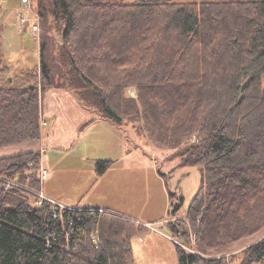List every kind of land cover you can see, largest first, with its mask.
<instances>
[{"label": "trees", "instance_id": "16d2710c", "mask_svg": "<svg viewBox=\"0 0 264 264\" xmlns=\"http://www.w3.org/2000/svg\"><path fill=\"white\" fill-rule=\"evenodd\" d=\"M36 1L45 31L39 72L27 71L35 82L5 83L0 26V147L39 140L43 95L65 87L117 127L127 116L143 120L139 129L152 142L174 149L181 166H198L186 218L167 223L180 239L178 264H226L206 255L264 234V0ZM55 23L59 72L45 39ZM114 162L98 158V174ZM41 169L40 150L0 157V264L134 263L132 240L150 228L111 211L54 217L57 204L39 196ZM183 204L181 197L172 213ZM232 259L264 264V236Z\"/></svg>", "mask_w": 264, "mask_h": 264}, {"label": "rangeland", "instance_id": "374dc122", "mask_svg": "<svg viewBox=\"0 0 264 264\" xmlns=\"http://www.w3.org/2000/svg\"><path fill=\"white\" fill-rule=\"evenodd\" d=\"M19 0H2L0 14L3 15L0 23L5 27L2 33L4 64L9 66L7 72V84L12 81L13 86H25L24 77H30L29 80L35 82L34 76H29L22 71H28L31 68L39 69L40 65V47L42 36L45 29L43 23L37 14L36 0H33L32 10L34 11L31 21L28 24H20V9L17 7ZM26 4L30 0H22ZM123 3H134L137 0H119ZM175 2H202L209 0H173ZM5 2V3H4ZM12 13L10 18L6 16ZM31 9L24 8L23 16L29 17ZM52 19V17H50ZM54 22V20H51ZM38 24V30H33L36 41L33 39L29 26ZM49 22L47 23V27ZM55 28V29H54ZM53 30L46 33L45 39L48 43V57L52 60L53 70L59 72L62 70V57L60 54L63 45L60 28L54 24ZM39 40V43H38ZM40 45V46H39ZM12 71V72H10ZM19 75V76H16ZM21 77V78H20ZM9 78V79H8ZM129 97L136 99L138 91L136 86H129L126 89ZM92 118L100 117L96 107L91 108ZM130 113H134L130 109ZM127 115V114H126ZM42 124V121H41ZM143 120L134 121L129 116L126 117L121 126H118L123 136H125L130 152L124 156L117 167H123L122 176L116 175L110 171L102 179L96 169L98 158H108V150L114 148L116 154L121 149L117 148L118 144L112 140L117 137L114 132L106 126L98 127L96 132H91V140L87 139L79 145V150L75 152H65L60 150H50L44 152L41 138L35 141H25L22 143L11 144L0 147V157L12 156L19 153L40 150L43 155H48V169L50 171L49 179L45 181L46 190H53L54 195H59L63 201L74 205L100 206L107 209H113L118 213H125L132 216L137 221H143L148 215L159 214L160 220L167 219L166 223L176 221L180 218H186L188 207L199 190L201 175L198 166H181L180 157L174 156V149L165 146H157L143 132L140 131ZM90 136V135H89ZM118 142V141H117ZM113 144V145H112ZM52 152V153H51ZM51 162V163H50ZM50 164V165H49ZM98 178L99 181H98ZM16 183V182H15ZM18 184V183H16ZM183 197L184 204L179 211L174 214V206L179 203ZM74 208V207H73ZM174 214V215H173ZM155 229L162 227H157ZM151 227V226H150ZM149 227V228H150ZM153 227V224H152ZM151 229V228H150ZM149 229V230H150ZM156 229V230H157ZM192 230V229H191ZM161 231L167 234L169 240L165 238L144 237L138 235L133 238L132 244L134 249L135 260L132 264H178V255L175 242H180L179 238H174L168 225L166 224ZM263 231L247 235L233 243L228 251L214 252L207 257L225 258L226 264H239L232 259V254L241 251L249 244L259 240L264 236ZM191 241L195 244V234L192 230ZM188 250H192L187 244L183 243Z\"/></svg>", "mask_w": 264, "mask_h": 264}, {"label": "crops", "instance_id": "0c3cea01", "mask_svg": "<svg viewBox=\"0 0 264 264\" xmlns=\"http://www.w3.org/2000/svg\"><path fill=\"white\" fill-rule=\"evenodd\" d=\"M32 5H33V0H30V2L27 4L23 2L22 0H19L17 2V7L20 9L19 21L21 20V17L23 16V10L25 7L28 9H31V12H32L31 15L28 18L26 17L29 21H31L30 19L32 18L31 16L34 17L33 15L34 9L32 10ZM1 6H2V3H1ZM11 15L12 13H9L6 16V18L7 19L10 18ZM2 17L3 15L0 14V19H2ZM19 23L21 24V22ZM0 26H2V28L4 29L5 25L0 23ZM5 27H9V25L7 24V26ZM31 28L32 26H29V29L26 32H22V33L25 34L30 31L33 35V39L36 41L37 39L34 36L33 30H31ZM38 43H39V40H38ZM4 65L8 68V72H9L10 70L9 66L6 64ZM25 73L27 72L22 71V74H19V75L23 76ZM19 75H16V76H19ZM91 111H92L91 108L84 106L69 89L65 87H56V88L48 89L44 93L43 98H42L41 143H42V146L44 147V152L45 153L47 152L46 148H48L49 150L50 148L51 150H60V151L65 152V154L69 152L70 153L75 152L76 149L78 150L80 149L79 145L83 141L90 139V142H92L91 140L93 139H91V135H92L91 132L93 131L96 132L95 130H97L98 127L106 126V127H109L114 132V134L117 136L113 138L112 140L115 142V144H118L117 148L121 149V151L118 150V152L114 154L113 153L114 148L108 150L109 145L111 143L109 142V145L106 148L107 149L106 151L108 152L106 157L108 158L104 157L102 159H112V160H115V162L104 174H101L103 175L101 179L104 176H106L107 173H109L110 171H114L116 175L122 176L125 169H123V167H117L116 163L117 161L119 162L124 156L128 155L130 152L126 138L121 133L120 128L117 127L115 124H113L111 121L101 116L92 118L93 114ZM48 162H49L48 155H43L42 156V168H46L48 170V175L45 179H42L41 193L44 194V196H46L48 199L54 202L64 204L69 207L78 208L80 210H99L102 212L111 211L114 213H118V212H115L113 209H107L105 207H100V206H90V205H85V206L78 205L77 206L74 204H69L66 201H63V199H61L59 195H54V193H51L53 192V190L51 189L46 190L44 183L46 179H49V174H50V171L47 168ZM99 179L100 178H98V181ZM118 214L133 218L132 216H129L125 213H118ZM159 216H160L159 214L148 215L146 219H142L143 221H139V222L144 223V224L158 223L156 224V226L157 227L161 226L163 228L167 224L166 223L167 219L160 220L161 218ZM156 220H159V221H156ZM156 229H150L147 233L144 234L145 235L144 237L149 238L150 240L151 238L157 236L162 239L165 238L167 241L169 240V237L167 236V234H164L159 228L157 230Z\"/></svg>", "mask_w": 264, "mask_h": 264}, {"label": "built area", "instance_id": "2783aa9c", "mask_svg": "<svg viewBox=\"0 0 264 264\" xmlns=\"http://www.w3.org/2000/svg\"><path fill=\"white\" fill-rule=\"evenodd\" d=\"M24 1H26V0H24ZM0 2H2V0H0ZM28 19L26 18V17H24V16H22L21 17V23L22 24H28ZM32 29L34 30V31H36V30H38V24H33L32 25ZM47 175H48V170L46 169V168H42L41 169V177H42V179H45L46 177H47ZM39 196L41 197V199H48L46 196H44V194H42V193H39ZM56 204H57V208H54L53 209V215H54V217H62V212H63V210H66V209H72L71 207H69V206H66V205H64V204H61V203H58V202H55ZM149 226H151L152 227V224H149ZM152 229H155V227H152ZM73 233V230L72 229H70V232H69V234L68 235H70V234H72Z\"/></svg>", "mask_w": 264, "mask_h": 264}]
</instances>
